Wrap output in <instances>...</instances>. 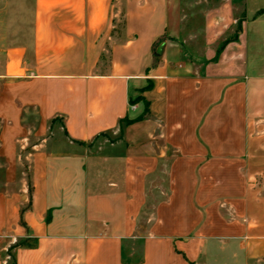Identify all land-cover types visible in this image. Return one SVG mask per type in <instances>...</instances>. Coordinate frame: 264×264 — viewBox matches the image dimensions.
I'll list each match as a JSON object with an SVG mask.
<instances>
[{
	"label": "crops",
	"instance_id": "crops-1",
	"mask_svg": "<svg viewBox=\"0 0 264 264\" xmlns=\"http://www.w3.org/2000/svg\"><path fill=\"white\" fill-rule=\"evenodd\" d=\"M245 3L226 61L182 62L168 0H0V264L18 241L16 264L264 263Z\"/></svg>",
	"mask_w": 264,
	"mask_h": 264
},
{
	"label": "rangeland",
	"instance_id": "rangeland-1",
	"mask_svg": "<svg viewBox=\"0 0 264 264\" xmlns=\"http://www.w3.org/2000/svg\"><path fill=\"white\" fill-rule=\"evenodd\" d=\"M168 9L167 42L181 50L182 62L214 60L217 62L223 57L226 61L228 45L239 41L243 45L244 40L239 38L243 36L245 24L248 19L255 21V18L247 17L245 0H168ZM263 28L258 25L251 30L255 33L264 30ZM252 41L254 43L258 40ZM259 71L256 69L254 73ZM34 142H31L27 149L28 157H31V144ZM27 170L29 173L30 168L27 167ZM18 243L19 241L11 248ZM11 248L5 252V264H14V250Z\"/></svg>",
	"mask_w": 264,
	"mask_h": 264
},
{
	"label": "trees",
	"instance_id": "trees-1",
	"mask_svg": "<svg viewBox=\"0 0 264 264\" xmlns=\"http://www.w3.org/2000/svg\"><path fill=\"white\" fill-rule=\"evenodd\" d=\"M125 123L126 124H130L131 122L130 121H126ZM24 246H28L26 241L19 242L17 245H15L13 248H11V250L16 249L17 247H24ZM14 264H16V260H14Z\"/></svg>",
	"mask_w": 264,
	"mask_h": 264
}]
</instances>
